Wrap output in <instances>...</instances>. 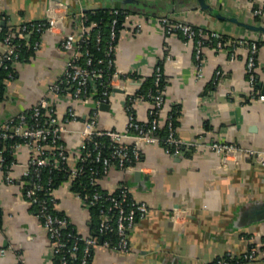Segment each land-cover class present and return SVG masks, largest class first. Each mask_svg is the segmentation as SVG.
I'll return each mask as SVG.
<instances>
[{"label":"crops","instance_id":"crops-1","mask_svg":"<svg viewBox=\"0 0 264 264\" xmlns=\"http://www.w3.org/2000/svg\"><path fill=\"white\" fill-rule=\"evenodd\" d=\"M59 1L69 2L67 28L63 33L41 35L40 50L18 62L0 100V125L48 97L66 124L63 142L69 166L74 167L83 143L81 132L94 111H98L99 127L124 130L129 98L138 95L160 66L164 76L161 122L167 124L177 113L176 133L185 143L178 155L166 144H147L139 169L112 168L100 179L101 188L109 192L128 184L132 197L147 202L149 210L132 230L129 251L100 243L94 248L91 264H217L228 254L238 257L252 246L262 248L264 165L245 155L235 166L226 167L221 154L209 146L222 141L264 150V100L250 96L249 46H206L199 75L196 42L182 33H168L162 19L202 27L225 40H264V33L229 19L264 25V17L256 14L264 0H207L214 11L203 9L198 0H143L152 5L144 9L126 5L124 0H0V54L6 49V29L47 19ZM113 6L132 7L134 13L119 32L115 67L121 78L114 81L109 107H97L93 96L74 100L50 93L49 86L62 77L75 52L62 46L66 38L79 37L81 26L75 14ZM256 73L257 90L264 92V44L257 55ZM69 105H74L78 119H67ZM153 105L150 98L133 104L139 121L150 122ZM126 141L132 143L133 139ZM31 155L32 148L22 141L14 151L13 182L7 183L5 172L0 171V264L55 262L53 239L25 194V170ZM55 195V208L81 234H96L91 211L84 209L68 180L60 182ZM176 212L183 217L179 222ZM240 264H264V256Z\"/></svg>","mask_w":264,"mask_h":264},{"label":"built area","instance_id":"built-area-1","mask_svg":"<svg viewBox=\"0 0 264 264\" xmlns=\"http://www.w3.org/2000/svg\"><path fill=\"white\" fill-rule=\"evenodd\" d=\"M113 12L114 17L110 24L105 55L98 59V64L104 66H99L94 62L87 46L91 37V27H87L85 24L88 19L86 11L80 10L75 14L81 26L79 37L77 39L69 37L62 42L64 48H74L75 52L67 62L62 77L49 86L50 93L60 97L70 96L74 100L93 96L97 107L109 102L114 81L121 78V72L115 67V55L119 42V15H124L125 21L131 17V13L119 8L114 9ZM256 14L264 17V4L256 11ZM68 15L69 2L59 1L53 4L47 19L25 22L18 29H9L3 37L6 49L0 54V70H8L9 78H13L17 64L23 58V53L39 51L42 46L41 35L63 33L67 28L66 18ZM162 21L168 33H182L185 37L196 42V67L199 75H202L206 46L235 48L239 44H247L250 49L247 61L251 84L250 96L253 99L264 100V92L257 90L256 67L260 48L257 41L225 40L216 38L210 31L189 23L172 21L168 17H164ZM141 26L142 24H139V27ZM97 39L100 42L102 37L98 36ZM83 56L85 63L81 62ZM111 68H113L112 72ZM161 77L162 69L158 66L156 69L157 85H159ZM1 89L0 79V96ZM150 96L154 105L150 110L151 120L145 124L137 118L133 104ZM163 104V91L155 95L149 93L148 97L144 94L131 96L127 108L128 122L124 130L99 127L98 111L95 110L81 132L83 143L76 155L77 163L74 167L69 166V153L63 142V133L67 130L66 124L60 120L48 97L41 98L31 109L0 125V171L5 172L7 183L13 182L11 168L15 160L7 162L4 155V142L20 138L32 148V155L25 170V194L35 207L36 216L53 239V254L55 257H60V264H91L94 248L100 243L117 251H129L132 230L137 220L148 213L149 205L145 201L132 197L130 187L126 183L120 185L116 192L96 189L93 193H82L72 189L76 197L82 201L84 209L91 210L95 206L100 207L99 234L83 235L79 231L76 232L69 228L73 222L67 215H59L53 211L57 204V197L51 178L47 183L42 180L44 168H48L50 171L59 169L68 171L67 180L72 188L74 180L87 172L86 163L100 166L92 167L90 170L91 184L98 185L101 172L106 175L112 168L139 169L142 149L147 144L164 142L169 147V151L175 155L180 154L185 143L177 135L173 119L170 118L168 121L166 137L162 138L158 131ZM66 117L68 120L78 119L74 105L68 106ZM129 138L133 139L132 143L126 141ZM22 141H16L11 145L14 151ZM209 146L221 154L226 167L235 166L245 155L256 157L264 165V150L222 141H215ZM48 147L52 149L49 150ZM182 219L183 217L176 212V222ZM101 236H103L102 240ZM261 254L264 256V241L262 248L252 246L239 257L228 254L218 259L217 264H240L243 260H256Z\"/></svg>","mask_w":264,"mask_h":264},{"label":"trees","instance_id":"trees-1","mask_svg":"<svg viewBox=\"0 0 264 264\" xmlns=\"http://www.w3.org/2000/svg\"><path fill=\"white\" fill-rule=\"evenodd\" d=\"M116 8H119L121 10H125L128 13H134V10L130 9L129 7H125V6H113V7L97 8V9H90V10L86 11L88 19L86 20L85 24L87 27H91L90 28L91 37L89 39V43L87 46L91 52V55L93 57L94 62L99 66H104L103 64H98V59L104 57V55H105L106 46H107V42L109 39L110 27H111L110 24H111L112 18L114 17L113 10ZM119 19L120 20H119L118 27H119V32H120V29L123 27V24L125 22L124 15H119ZM7 31H8V29L5 30V33ZM5 33H4V35H5ZM118 35H119V33H118ZM98 36L102 37L100 42L97 39ZM215 37L217 38V36H215ZM221 38L225 39V37H221ZM255 41H257L260 46L262 44H264V40H255ZM32 53H33V51H25L23 53L22 59H26V57H28ZM84 61H85V57L83 56L81 58V62L85 63ZM112 71H113V68H111V72ZM0 79H1V88H2L1 89V96H0V100H1L3 93H4L6 81L8 79H10L9 75H8V70H5V69L0 70ZM257 87H258V84H257ZM163 90H164V76L161 77L160 83H159V85H157L156 84V73H155L154 76H152L148 82L144 83L140 87L138 94H144L148 97L149 93L155 95L158 92L163 91ZM149 98L152 99L151 96ZM176 115H177V113L174 112L173 117H172L174 125H175ZM158 131H159L160 135L162 136V138L166 137V135L168 134V122H167V124L162 125L161 118H160V128L158 129ZM16 141H22V140L20 138H13V139H9V140L5 141L3 144V146L5 147L4 155L6 156L7 162H10L12 159H14V149L12 148L11 145ZM162 143L165 144L164 142H162ZM96 166L100 167L98 164L86 163L87 172L74 180L73 187H72V189L74 191H80L82 193H93L94 191H96V189H98L100 191H106V190L101 188L100 183L98 185L91 184L90 170L92 169V167H96ZM103 176H105V175H104V173L101 172L99 177L102 178ZM68 177H69V172L66 171L65 169L50 171V169L44 168L42 180L44 181V183H47L49 181V179L51 178L52 186L54 188H56L60 184L61 181L67 180ZM53 211L59 215H64L63 213L59 212L56 208ZM90 211H91L93 218L95 220L94 222L96 223V234H99L100 207L95 206ZM69 228L73 229L76 232L78 231L73 223L70 225ZM105 237H107V235H105ZM93 255H94V251H93ZM91 262H92V259H91ZM242 262H244V260ZM54 264H60V257L59 256L55 257Z\"/></svg>","mask_w":264,"mask_h":264},{"label":"water","instance_id":"water-1","mask_svg":"<svg viewBox=\"0 0 264 264\" xmlns=\"http://www.w3.org/2000/svg\"><path fill=\"white\" fill-rule=\"evenodd\" d=\"M198 3L199 5L205 9V10H209V11H214L215 9L213 8V6L208 3L207 0H198ZM124 4L126 5H130V6H134L136 8H139V9H144V8H149L151 7L152 5L146 1H143V0H124ZM132 9V7L130 8ZM217 16L219 17H222V18H226V16L222 15L221 13H216ZM229 18V17H228ZM233 21H236L237 23H240L241 25L251 29V30H254V31H259L261 33H264V25H253V24H250V23H247V22H243V21H239L238 19H235V18H229ZM109 107V104H102L101 105V108L103 109H106ZM103 239V236H101V240Z\"/></svg>","mask_w":264,"mask_h":264}]
</instances>
